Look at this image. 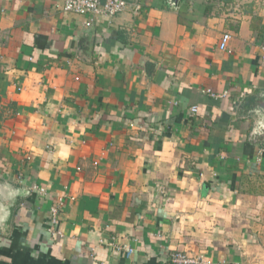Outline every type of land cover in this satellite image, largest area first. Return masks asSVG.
<instances>
[{
    "label": "crops",
    "instance_id": "obj_1",
    "mask_svg": "<svg viewBox=\"0 0 264 264\" xmlns=\"http://www.w3.org/2000/svg\"><path fill=\"white\" fill-rule=\"evenodd\" d=\"M126 2L0 0V264H264V0Z\"/></svg>",
    "mask_w": 264,
    "mask_h": 264
},
{
    "label": "built area",
    "instance_id": "obj_2",
    "mask_svg": "<svg viewBox=\"0 0 264 264\" xmlns=\"http://www.w3.org/2000/svg\"><path fill=\"white\" fill-rule=\"evenodd\" d=\"M128 7L126 0H62L61 9L63 12L74 13L78 15H90L94 18L105 17L112 18L122 12ZM89 25V23H87ZM231 36L224 33L219 42V49L222 51L227 50V43ZM264 50V49H263ZM264 59V56H263ZM213 97L216 95L212 94ZM195 111V108L192 109ZM30 191L44 195L45 189L38 185H32ZM63 198L57 199L49 209V232L56 237H62V232L58 229L61 219V211L63 207ZM118 251H122L126 257L133 254V249L123 245L111 244ZM170 264H211L202 257H194L183 252H172L168 256Z\"/></svg>",
    "mask_w": 264,
    "mask_h": 264
},
{
    "label": "clouds",
    "instance_id": "obj_3",
    "mask_svg": "<svg viewBox=\"0 0 264 264\" xmlns=\"http://www.w3.org/2000/svg\"><path fill=\"white\" fill-rule=\"evenodd\" d=\"M259 132V129H254V133H258Z\"/></svg>",
    "mask_w": 264,
    "mask_h": 264
},
{
    "label": "water",
    "instance_id": "obj_4",
    "mask_svg": "<svg viewBox=\"0 0 264 264\" xmlns=\"http://www.w3.org/2000/svg\"><path fill=\"white\" fill-rule=\"evenodd\" d=\"M177 1H178V0H173V3L175 4V3H177Z\"/></svg>",
    "mask_w": 264,
    "mask_h": 264
}]
</instances>
